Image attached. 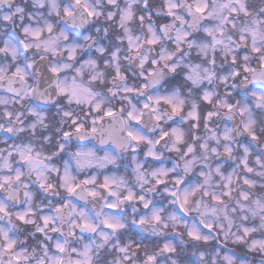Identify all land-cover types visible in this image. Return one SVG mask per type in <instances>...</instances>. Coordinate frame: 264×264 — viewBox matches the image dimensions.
I'll return each mask as SVG.
<instances>
[{
  "label": "clouds",
  "instance_id": "9594fccd",
  "mask_svg": "<svg viewBox=\"0 0 264 264\" xmlns=\"http://www.w3.org/2000/svg\"><path fill=\"white\" fill-rule=\"evenodd\" d=\"M168 2L83 0L77 5L75 0H0V48L6 49L0 52V178L13 177L0 188V202L12 213L11 217L0 215V229L16 241L14 254L25 257L22 264H40L58 255L55 245L65 240L69 251L72 246L83 250L88 245L93 264H145L148 254L155 255L158 264H264V249L251 247L253 240L264 241V214L253 215L250 211L256 201L264 202V139L251 141L243 132L244 123L251 117L257 134L264 133V108H256L249 91L264 92V77L259 75L264 69L259 56L251 52L256 46L264 55V0H240L238 4L235 0H170L178 6L175 12L182 20L167 15ZM195 3L207 5L205 16L195 13ZM85 4L96 13L94 17L84 11ZM242 6L248 8V15L239 11ZM65 7L72 16L63 14ZM233 7L238 14L232 12ZM17 9L22 11L18 13ZM129 12L131 19L122 20ZM5 16L10 19L5 20ZM48 25L53 28L51 33ZM26 27L30 29L28 33L24 31ZM35 30L42 33L39 39L31 36ZM249 30L257 33L255 44ZM185 31L189 38L178 42L177 33ZM241 35L248 41L246 46L240 44ZM128 36L138 50L129 51ZM153 36L159 37V43L148 45L145 41ZM214 38L222 43H214ZM72 49L74 58L69 59ZM162 55H171L172 60H161ZM233 56L237 57L236 64L232 63ZM153 60L157 63L153 64ZM88 61H94V65ZM245 63L257 73H244ZM52 65L61 68L59 76L49 71ZM173 65L176 70L170 71ZM17 68L23 71V79L15 74ZM235 71H240L239 78L232 76ZM74 78L90 90V101L69 102L67 95L57 93L58 81L71 84ZM125 88L136 91L125 93ZM205 94L211 95V103L203 100ZM149 96L154 100L170 97L181 111L173 114L172 105L164 102L152 105L157 109L155 113L145 110L143 104ZM237 101L250 110L244 116L238 109L228 112L219 106ZM97 103L101 105L99 112L93 111ZM108 109L116 115L103 117ZM65 112L71 115L65 116ZM129 112L141 115L138 124L128 118ZM209 112L216 115L208 119ZM73 119L83 124L85 131H73L65 140L63 132L73 130ZM93 120H97L95 125ZM93 126L98 129L95 134L89 131ZM112 127L120 130V146L107 137ZM128 130L153 143L131 142ZM174 131L182 136L180 142ZM163 132L169 135L155 143ZM225 133L228 140L224 139ZM62 143L65 149L60 152L58 146ZM226 145L232 148L231 155L225 153ZM25 146L52 156L45 161L48 167L41 176L54 186L50 190L41 189L36 171L21 161L18 150ZM81 149H90L96 163L78 167L73 154ZM149 150L159 159L148 157ZM106 154L111 156V162L103 159ZM241 159L248 160L253 172L244 169ZM65 165L76 183L95 177L98 195L87 196L84 186L69 194L61 186ZM17 170L21 172L19 182L14 179ZM105 177L115 178L111 186L115 196L99 187ZM228 177L230 197L223 195L228 190ZM246 178L255 187L249 188L244 183ZM157 179L167 183L158 185ZM177 179L182 183L177 185ZM197 185L199 190L189 197L185 214L170 193L176 192L182 199L185 189ZM130 191L136 199L120 203ZM241 192L248 194V200L241 199ZM213 195L220 196L222 202L214 200ZM140 196L151 202L148 209L143 208ZM68 202V208L56 212L58 206ZM106 202L117 203V208H106ZM72 205L86 213L84 218L96 225V233L77 230L75 237L69 236L71 221L81 219L70 215ZM29 209L34 215L28 218L35 223L16 219L17 212L23 214ZM153 209L161 210L160 224L151 222ZM44 215L52 217L50 227L60 231L38 232ZM142 216L147 219L143 225L139 223ZM105 217L123 227L117 232L109 231L103 224ZM244 227L255 230L244 236ZM190 229L198 231L201 240L192 241L187 235ZM102 233L108 236L107 242ZM3 243L0 235V264H10L11 254L3 252ZM164 243L177 248L178 254L162 252ZM64 259L68 264L69 252Z\"/></svg>",
  "mask_w": 264,
  "mask_h": 264
},
{
  "label": "snow or ice",
  "instance_id": "6c2138e0",
  "mask_svg": "<svg viewBox=\"0 0 264 264\" xmlns=\"http://www.w3.org/2000/svg\"><path fill=\"white\" fill-rule=\"evenodd\" d=\"M75 3L77 5H80L83 3V0H75ZM235 3H240V0H235ZM55 7V6H53ZM145 7H149L148 4H145ZM178 6L175 3L169 2L167 3V15L168 16H173L176 19H181V17L176 15L175 9ZM232 12L234 14H238V10L237 8L233 7ZM18 13L21 12V9H17L16 10ZM84 11L87 13V15L89 17H94L96 15L95 12H93L92 10H90L87 5L85 4L84 6ZM194 11L195 13L199 14L200 16H205V13L207 11V5L206 4H201V3H195L194 5ZM240 12H243V14L248 15V8L247 7H241L239 9ZM63 14L65 16H72L73 13L70 11V9L68 7L64 8ZM111 13L109 14V19H111ZM5 20H9L10 17L5 16L4 17ZM122 20L124 19H131V12L127 13L125 16H122L121 18ZM139 19L141 21L144 20L143 16H140ZM233 27H235V25L233 24ZM24 31L26 33H28L30 31L29 28H25ZM47 31L49 33H51L53 31V28L51 25L47 26ZM205 31L209 32V35H211L210 30L205 29ZM251 35L253 36L254 40L253 43L255 44V37L257 35L256 32L249 30ZM42 35L41 31L39 30H35V31H31V36L33 39H39L40 36ZM67 38V37H66ZM189 38V33L188 32H182V33H177V41H185ZM132 37L128 36V40H129V51H133V50H138L137 46L132 44ZM148 45H152L155 46L156 44L159 43V37L157 36H153L152 38H149L145 41ZM247 39L244 35L240 36V44L246 46L247 45ZM21 43H23V41H21ZM214 43H222V41L219 40H215L214 38ZM192 45L189 44V47H191ZM27 45L25 44V50H27ZM179 50V49H178ZM6 51V49L0 48V52H4ZM45 51H48L47 48H45ZM251 52L253 54H256L257 56H259V60H260V67L262 69H264V55H261L262 53V49L260 47H256L253 46L251 48ZM74 53L75 50L72 49V51L69 52V59H73L74 58ZM113 58H116V54L113 53ZM245 61L248 60V56H245L243 58ZM161 60L164 61H170L172 60V56L171 55H167V56H161ZM88 63H91L94 65V61H88ZM153 64H156L157 61L153 60L152 61ZM232 63L236 64L237 63V57L233 56L232 57ZM141 66L143 67V60L141 61ZM64 68H67L68 65H64ZM170 71H175L176 68L175 66H171L169 68ZM49 71L51 73H53L56 76L60 75L61 72V68L57 67L55 65L50 66ZM243 72L244 73H251V74H256L257 73V69L252 68L249 64L245 63L243 65ZM17 76H19L21 79L24 78V73L21 69L17 68L16 73ZM117 76L120 75L119 70L117 69ZM149 75H154L153 73H149ZM241 75L240 71H235L232 73V76L235 78H239ZM259 75L261 77H264V71L260 72ZM93 79H95V77H93ZM248 77L245 76V80L247 81ZM57 87V93L61 96H65L67 95L69 98V102H72L73 100L77 103H81V102H86V101H90L91 99V93L90 90L86 87H84L82 84L77 83L75 81V78L73 79L71 84H67L63 81H58L56 84ZM136 89L133 88H125L124 92L125 93H133L135 92ZM250 94L253 96V98L255 99L256 102V108L258 109H262L264 108V92H256V91H252L249 90ZM115 95V93H113ZM203 100L207 103H211V95L210 94H205L203 96ZM161 102L167 103L172 105V112L173 114H179V112L181 111L180 107L178 105L173 104L172 102V98L170 97H164V96H160L155 98V100L153 99L152 96L148 97V101L145 102L143 104V108L145 110H151L153 113H155L157 111V109L155 107H153V104H159ZM220 107H224L226 108V110L228 112H232L234 111V109H238L239 114L241 116H244L246 111H250L247 107V105L241 106L240 102L237 101L236 104H232V103H226L223 105H219ZM101 110V105L99 103L95 104L93 107V111L99 112ZM121 111H123V109H121ZM65 116H70L71 114L68 112L64 113ZM116 115V113L112 110V109H108L105 110L103 112V117H114ZM216 113L215 112H209L207 115L208 119H211L213 116H215ZM189 116L192 117L193 119H198V117L195 116L194 113H189ZM102 117V118H103ZM128 118L134 122H136L137 124L140 122L141 120V115L138 114H134L133 112H129L128 113ZM157 121H159L160 117L158 115H156L154 117ZM42 119V118H41ZM97 123V120H93L92 124L95 125ZM72 125L74 126L73 130H68V131H64L63 132V136L65 138V140H69L73 134V131L75 133H81L85 131V126L81 123H78L77 120L73 119L72 120ZM124 127V123L121 122V129ZM9 132L12 131L11 128L8 129ZM91 133L95 134L97 133L98 129L93 126L91 127V129L89 130ZM120 132L119 129L112 127L107 131V137L109 140L113 141L114 143H116L118 146H120L121 143V135H119L118 133ZM243 132L247 135L248 138L251 139V141H260L261 139H264V133H262L261 135H258L256 130H255V120H253L251 117H249L248 122L244 123L243 126ZM169 135L168 132H163L162 135L160 136V139L155 141V143H159L160 140L165 139L167 136ZM173 135L176 138L177 142H180L182 140V136L177 133V132H173ZM127 137L129 138V140L131 142H134L136 144H139L141 142H147L148 144H152L153 142L151 140H147V138L143 137L142 135H138L135 134L134 131L132 130H128L127 131ZM228 135L227 133H225L224 139L228 140ZM103 142V141H102ZM59 151L62 152L65 149V145L62 143L59 146ZM133 150H135L133 148ZM192 148H189L188 151H192ZM216 150L213 149V152H215ZM224 151L226 154L231 155L232 153V148L228 145L225 146ZM245 151L247 152V149H245ZM18 154L21 158V161L24 162L25 164L29 165L34 171H36V178H37V182L39 183V186L41 189L47 191L50 190L52 187H54L51 184H47L45 182V180L41 179V176L43 174V169L47 168L48 165L45 163V161L47 160H51L52 156H44L42 153L40 152H33L31 146H25L24 148H21L18 150ZM74 158L77 162V166L78 167H85V166H90L93 163H96L95 157H94V153L90 150V149H81L78 150L77 152H75L74 154ZM146 155L148 157H151L153 159H159V156L152 150H149ZM105 161L107 162H111V156L107 155L103 158ZM260 161L257 160V163H259ZM240 163L244 166V169L251 173L253 172V168L249 166L248 160L247 159H241ZM103 166V165H101ZM58 171V170H56ZM217 172L219 173V169H217ZM161 175H166V172H161ZM153 175H155V173H153ZM203 175V173H202ZM15 181L19 182L21 180V172L19 170H17V174L14 177ZM13 180V177L11 176H4L2 178H0V188L3 187L4 184L10 183ZM62 180V184L61 186L69 193V194H75L82 186H84V192L87 196L89 197H93L95 198L98 195V192L95 189V185H96V178L95 177H90V178H84L83 180L79 181V183L74 182V177L70 174L69 168L67 165H65V171H64V175L61 177ZM116 183L115 178H110V177H105L104 181L102 184L99 185L100 188H103L105 191L109 192L110 195L115 196L116 193L111 191V186ZM167 181L166 180H162V179H157L156 180V184H166ZM175 183L177 185L181 184L182 181L177 179L175 181ZM244 183L249 187H255V184L253 181L249 180V179H245ZM230 184H231V177H228V183L225 184V188L228 189L227 191H225L223 193L224 196H231V190H230ZM92 186V187H89ZM199 190V185L193 187L192 189H185L183 194H182V199L181 196L178 195L176 192H172L170 193V195H172L173 197H176V202L179 204L180 206V210L182 212H185V214H187V208L185 207V205L188 203L189 197L191 195H194L195 192ZM25 197H29V193L25 192L24 193ZM204 195H208L207 192L204 193ZM240 197L243 200H248V194L245 192H241L240 193ZM214 200H216L217 202H222L221 201V197L218 195H213L212 197ZM136 199V196L134 193H132L131 191L123 197V199H121L119 202L120 203H124L125 201L127 202H132L133 200ZM139 201L143 204V208L144 209H148L150 207L151 202L150 201H146L144 196H140L139 197ZM70 205V202L68 203H62L60 206H58L55 210L56 212H61L64 208H68ZM255 208L250 209V211L252 212L253 215H256L257 213H261L264 214V202L261 201H256L255 202ZM106 208L110 209V210H115L117 208V203L114 202H106L104 205ZM160 211L159 209H153L152 213H151V222L154 224H160L161 223V216H160ZM98 215L100 213H97ZM0 215L3 216H8L11 217L12 213L8 210V208L2 203L0 202ZM34 215V213L29 209L26 212H24L23 214L17 212L16 213V219L22 223L25 224H29V223H35V221L30 220L28 217ZM70 215H79L81 217L80 220H72L71 224H70V228L72 229L69 232V236L71 237H75L77 230L79 231H87V232H91V233H96L97 231V227L96 225L91 222L90 219L88 218H84L86 216V213L78 211L76 209L75 205L71 206V212ZM40 220L42 222V226L38 227L37 231L40 233H45L47 231H51V232H57L60 231V229L55 228V227H50V225H52L54 223V220L52 217L50 216H41ZM147 222V219L145 217H141L139 220V223L141 225L145 224ZM103 224L104 227L106 229H108L111 232H117L119 231L120 228L123 227L122 224H120L118 221L117 222H113L111 217H105V219L103 220ZM165 227H167V225H165ZM206 228H211V225H205ZM255 229L253 228H249V227H244L243 228V235L244 236H249ZM0 235L3 236V247L2 250L5 253H9L11 254V260H10V264H22V260L25 259V257L22 254H14V249L16 248V241L11 239V237L3 232L2 229H0ZM188 237L192 240V241H199L201 240V235L198 233V231L196 230H192L190 229L187 233ZM102 239L107 242L108 240V236L106 234H101ZM204 240H207L208 238L205 236L203 237ZM102 246V245H101ZM252 248H256V247H260L261 249H264V241H259V240H253L252 244H251ZM55 249H56V253H58V255H53L51 257H48L47 260H41L40 264H65V259H64V254L66 252H69V259H68V264H93V257H92V249L88 246L85 245L83 250L79 249L76 246H72L70 251L68 249V240H65L63 243L61 242H57L55 245ZM121 251H127L126 248H122L120 249ZM161 251L164 253H168L169 255L172 254H178V249L170 246L169 243H164L162 245ZM45 256H48L47 250H45L44 252ZM74 257V258H73ZM226 259H229L226 257ZM145 264H158V260L157 257L155 255L152 254H148L146 255V259H145ZM173 264H175V261H173Z\"/></svg>",
  "mask_w": 264,
  "mask_h": 264
}]
</instances>
